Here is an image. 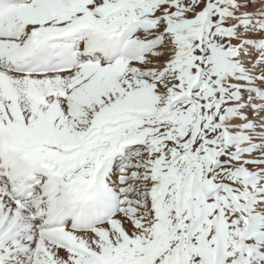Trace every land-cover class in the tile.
Here are the masks:
<instances>
[{
  "label": "snow or ice",
  "instance_id": "obj_1",
  "mask_svg": "<svg viewBox=\"0 0 264 264\" xmlns=\"http://www.w3.org/2000/svg\"><path fill=\"white\" fill-rule=\"evenodd\" d=\"M0 264H264V0H0Z\"/></svg>",
  "mask_w": 264,
  "mask_h": 264
}]
</instances>
